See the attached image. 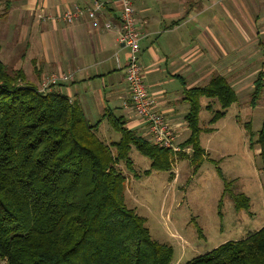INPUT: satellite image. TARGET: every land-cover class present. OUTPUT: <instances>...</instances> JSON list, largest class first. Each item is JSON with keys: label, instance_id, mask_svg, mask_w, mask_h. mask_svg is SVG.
<instances>
[{"label": "trees", "instance_id": "16d2710c", "mask_svg": "<svg viewBox=\"0 0 264 264\" xmlns=\"http://www.w3.org/2000/svg\"><path fill=\"white\" fill-rule=\"evenodd\" d=\"M9 6V0H0V17ZM262 86L259 76L250 95L252 107ZM201 97L219 103L211 122L237 99L219 75L184 89L190 135L180 146L190 147L191 153H179L192 162L204 154L199 145ZM104 119L119 134L117 140L105 142L97 133ZM125 123L111 110L90 123L77 101L55 90H39L21 69H9L0 60V260L4 264L171 262V247L153 240L144 219L125 204V177L117 165L122 160L131 165L132 146L156 169L166 168L173 153ZM256 142L264 172V114ZM184 264H264V225Z\"/></svg>", "mask_w": 264, "mask_h": 264}, {"label": "crops", "instance_id": "0c3cea01", "mask_svg": "<svg viewBox=\"0 0 264 264\" xmlns=\"http://www.w3.org/2000/svg\"><path fill=\"white\" fill-rule=\"evenodd\" d=\"M93 1L9 0L8 11L0 17V60L6 66L15 63L13 68L21 69L36 85L52 72L70 74L52 90L77 101L90 123L111 110L123 117L127 128L148 139L145 125L123 105L129 91L124 79L127 51L117 41L119 6L101 0L94 17L85 12L72 23L63 19L66 10L74 6L87 10ZM131 2L141 33L143 79L156 109L173 124L179 146L190 135L184 89L219 75L233 88L235 102L240 97L243 101L260 76L262 94L264 0ZM208 102L203 107L210 110ZM97 133L105 142L119 138L105 119ZM180 148L190 155V147Z\"/></svg>", "mask_w": 264, "mask_h": 264}, {"label": "rangeland", "instance_id": "374dc122", "mask_svg": "<svg viewBox=\"0 0 264 264\" xmlns=\"http://www.w3.org/2000/svg\"><path fill=\"white\" fill-rule=\"evenodd\" d=\"M246 94L212 122L219 103L202 98L198 124L204 154L196 162L181 153L169 154L166 168L156 169L132 146L131 165L124 160L117 165L125 177V204L144 219L153 240L171 247L169 264H184L264 225V172L256 142L264 88L254 108ZM207 101L210 110L203 107Z\"/></svg>", "mask_w": 264, "mask_h": 264}, {"label": "built area", "instance_id": "2783aa9c", "mask_svg": "<svg viewBox=\"0 0 264 264\" xmlns=\"http://www.w3.org/2000/svg\"><path fill=\"white\" fill-rule=\"evenodd\" d=\"M112 1L120 9V29L117 41L127 51L124 79L127 83L129 95L123 105L132 109L136 118L145 125V134L153 145L167 148L175 154L181 151V148L176 143V133L173 124L162 112L156 109L155 101L150 96L143 79V69L139 63L141 33L137 26L132 2L131 0ZM102 5L103 1L94 0L92 7L87 10L74 6L63 13V19L67 23H72L79 15H83L85 12L89 17H94L95 12ZM69 78L70 74L63 72L46 74L38 84V89L50 91L58 86L60 82H66Z\"/></svg>", "mask_w": 264, "mask_h": 264}]
</instances>
